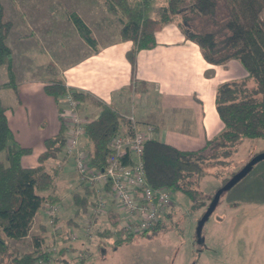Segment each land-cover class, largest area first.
Instances as JSON below:
<instances>
[{"label":"trees","instance_id":"obj_1","mask_svg":"<svg viewBox=\"0 0 264 264\" xmlns=\"http://www.w3.org/2000/svg\"><path fill=\"white\" fill-rule=\"evenodd\" d=\"M156 1L105 0L107 11L120 23L119 40L132 43L133 75L136 53L155 47L156 31L171 23L198 46L207 63L223 65L236 60L247 72V77L226 81L217 87L214 104L223 129L201 149L179 150L152 138L144 143L142 161L148 184L171 193L180 192L194 202L202 178L216 177L212 169L227 165L239 143L245 139H264V0H164V5H157ZM220 3L226 10L222 18H218ZM69 19L83 41L96 51V41L88 26L75 13H71ZM206 24L224 28L228 35L219 41L215 32L202 30ZM10 29L11 22L5 17L0 0V67H5L7 72V80L0 88L15 89L13 53L6 44ZM44 90L58 103L70 89L55 80ZM70 92L79 102L87 98L84 93ZM94 104L100 107V113L85 125L84 136L92 167L101 169L111 153L109 143L120 131L124 118L103 102ZM60 111L63 113L62 108ZM64 131L63 127L57 136L45 140L46 151L38 157L40 166L25 168L21 159L31 150L15 142L0 107V264H45L48 261L49 254L39 248V236H34V249L29 252L10 249L8 241L27 237L37 212L45 204L57 202L49 193L43 195L53 189L56 171L47 172L42 163L62 151ZM229 178L223 179L222 185ZM83 189L82 196L75 194L72 198L75 215L85 212L91 205L90 198L93 199L89 186L84 184ZM113 224L117 226L115 221ZM158 227L159 223L152 229ZM115 233L123 234L126 240L131 237L120 229Z\"/></svg>","mask_w":264,"mask_h":264},{"label":"crops","instance_id":"obj_2","mask_svg":"<svg viewBox=\"0 0 264 264\" xmlns=\"http://www.w3.org/2000/svg\"><path fill=\"white\" fill-rule=\"evenodd\" d=\"M28 10L6 39L13 53L16 88H0V107L15 142L31 150L21 159L25 168L40 166L38 157L46 151L45 140L54 138L65 128L60 111L65 107L63 99L57 103L44 90L55 80H60L67 89L87 95L80 102L79 113L88 121L100 113V107L93 105V101L103 102L120 112L128 107L129 92L138 91L141 97L134 102L133 113L139 126L150 125L151 138L158 142L179 150L196 151L223 129L214 104L217 87L223 82L247 77L236 60L223 65L207 63L198 46L187 40L173 23L156 31L155 47L136 53L133 75L130 41H121L116 36L100 42L91 32L96 41V51H93L79 36L74 42L58 36L65 34L57 30L55 17L39 21V15ZM68 24L67 32H70L72 25L70 21ZM40 56L47 58L46 62L42 63ZM6 80V69L0 67V84ZM80 144L85 150L89 147L85 136ZM42 166L47 172L56 171L53 189L43 195L49 193L56 198L57 217L64 211L75 214L72 198L81 194L84 184L78 186L69 179L75 170L73 160L62 148ZM46 219V212L41 208L33 222L39 221V228L44 230Z\"/></svg>","mask_w":264,"mask_h":264},{"label":"rangeland","instance_id":"obj_3","mask_svg":"<svg viewBox=\"0 0 264 264\" xmlns=\"http://www.w3.org/2000/svg\"><path fill=\"white\" fill-rule=\"evenodd\" d=\"M1 2L5 17L11 22V29H15L17 20L30 9L39 15V21L55 17L57 30L65 34L60 33L58 36L68 37L71 42L78 40L76 36H79L69 19L71 13L78 15L100 42L118 36L120 23L107 11L105 0ZM156 3L164 5V0H157ZM218 6V18H222L226 10L221 3ZM69 21L72 27L67 32ZM202 30L215 32L219 41L228 35L226 29L212 24H206ZM38 59L42 63L47 60L41 56ZM138 94V91L132 90L127 95L128 107L119 110L124 118L122 123L126 122V117L137 121L133 107L134 102L137 103L141 97ZM81 148L85 150L83 145ZM236 150L227 165H217L216 169H212L216 177L202 178L194 202L180 192L171 193L172 206L155 230L131 235L126 240L123 234L115 233L119 230L118 215L121 216V213L112 205H105L102 213H96L93 199L90 198L91 205L85 212L79 211L75 215L64 211L63 215L61 213V216L56 217L53 226L46 219L44 230L39 228V221H34L28 236L8 241L9 247L20 252L32 251L33 238L37 235L40 250L49 254L45 264H264V160L221 195L201 230L199 242L195 235L197 221L207 209L215 191L222 185V180L236 173L255 154L264 152V139H245ZM69 179H73L78 186L83 184L75 170L69 174ZM83 188L79 196L83 195ZM42 209L46 212L47 207Z\"/></svg>","mask_w":264,"mask_h":264},{"label":"built area","instance_id":"obj_4","mask_svg":"<svg viewBox=\"0 0 264 264\" xmlns=\"http://www.w3.org/2000/svg\"><path fill=\"white\" fill-rule=\"evenodd\" d=\"M62 99L65 103L62 113L64 152L73 160L77 176L93 191L96 213H102L105 205H112L121 213L118 225L122 232L137 235L152 229L172 206L171 192L151 187L145 177L142 151L153 128L150 125L141 128L132 117H126L127 123L121 125L109 143L111 153L104 167L95 169L88 152L80 145L89 121L79 113L80 102L73 98L70 90ZM58 209L57 203L47 205L50 226L55 224Z\"/></svg>","mask_w":264,"mask_h":264},{"label":"water","instance_id":"obj_5","mask_svg":"<svg viewBox=\"0 0 264 264\" xmlns=\"http://www.w3.org/2000/svg\"><path fill=\"white\" fill-rule=\"evenodd\" d=\"M264 160V152H260L252 156L236 173H234L221 187H219L215 193L212 196V199L203 213V215L200 217V219L197 221L196 228H195V235L197 236V242H199V237L201 230L207 221V219L210 217V215L215 210L221 195L233 188L237 183H239L243 178H245L253 169V167L260 161Z\"/></svg>","mask_w":264,"mask_h":264}]
</instances>
